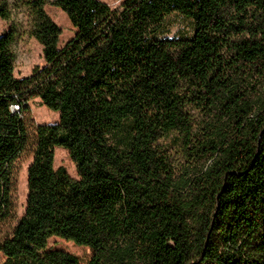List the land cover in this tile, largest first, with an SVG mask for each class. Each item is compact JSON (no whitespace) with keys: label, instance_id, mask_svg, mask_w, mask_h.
Wrapping results in <instances>:
<instances>
[{"label":"trees","instance_id":"1","mask_svg":"<svg viewBox=\"0 0 264 264\" xmlns=\"http://www.w3.org/2000/svg\"><path fill=\"white\" fill-rule=\"evenodd\" d=\"M47 2L0 0V19L26 14L45 61L14 76L18 29L0 35V221L33 150L3 264H264V0H53L76 28L60 48ZM175 13L190 36H164ZM31 98L59 122L31 123ZM52 236L90 258L48 249Z\"/></svg>","mask_w":264,"mask_h":264},{"label":"rangeland","instance_id":"2","mask_svg":"<svg viewBox=\"0 0 264 264\" xmlns=\"http://www.w3.org/2000/svg\"><path fill=\"white\" fill-rule=\"evenodd\" d=\"M108 3L111 7L118 6L121 0H100ZM53 0H48L45 4V11L48 13L54 23L61 27V33L58 38V47L63 46L67 40L71 39L76 28H74L66 13L60 8L52 4ZM15 24L18 29L11 46L14 54L13 74L18 78L30 75L34 66H43L45 64L43 58V47L30 34L28 18L24 12H15L11 21L0 19V35L9 29V26ZM167 29L164 33L165 37L183 38L188 37L192 33L193 25L190 20L180 14H171L167 18ZM29 107V120L36 124H54L59 122V114L46 108L41 104L39 98H31L27 101ZM54 165L55 167H63L67 173L76 178L77 169L72 161L68 150L61 147L54 148ZM33 158V150H26L19 156L14 163V182L15 187L12 192V210L11 216L0 221V243L6 237L11 236L13 226L17 219L24 213L27 195V171L29 164ZM169 160L173 162L178 169L183 163L182 155L178 147L171 145ZM48 249H60L68 251L79 257L81 263H84L91 255V249L86 245H77L71 240H64L59 237L52 236L48 239ZM5 262L3 254L0 252V264ZM203 264H212L205 261Z\"/></svg>","mask_w":264,"mask_h":264},{"label":"built area","instance_id":"3","mask_svg":"<svg viewBox=\"0 0 264 264\" xmlns=\"http://www.w3.org/2000/svg\"><path fill=\"white\" fill-rule=\"evenodd\" d=\"M16 111H19L18 105H15V110H12V112H16Z\"/></svg>","mask_w":264,"mask_h":264}]
</instances>
